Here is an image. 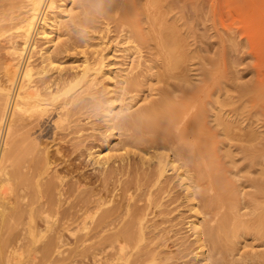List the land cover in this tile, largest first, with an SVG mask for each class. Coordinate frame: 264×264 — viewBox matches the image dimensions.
I'll return each instance as SVG.
<instances>
[{
    "label": "rangeland",
    "instance_id": "1",
    "mask_svg": "<svg viewBox=\"0 0 264 264\" xmlns=\"http://www.w3.org/2000/svg\"><path fill=\"white\" fill-rule=\"evenodd\" d=\"M105 1L54 0L56 13L68 11L63 13L62 22L54 29L57 39L51 49L55 63L63 67L61 74L65 80L53 84L58 73L52 68L41 74L39 52L45 44L41 37L36 41L30 62L35 66L33 80L51 81V85L45 86L52 92L66 87L59 103L45 116L43 123L31 124L21 133L28 135L30 141L35 139L40 148L49 152H54L58 145L69 152L77 151V163H83L82 172L86 178L75 173L72 175L75 179H72L65 164L60 170L65 172L67 181L78 178L86 181L82 184L92 194L101 189L95 177L103 174L99 166L89 161L88 153L99 150L107 153L109 150H106L111 149L116 157L123 156L125 160L114 165L123 166L125 172L121 173L122 176L113 175V181L115 178L116 181L110 188L114 191L107 193L110 196L106 198V208L118 203L126 210L127 200L115 194L121 193L124 187L130 190L132 187L133 190L128 192L132 196L130 206L141 208L139 210L148 215L151 247L156 249L159 246V257L163 260L159 264H202L195 256L199 248L191 223L200 216L201 221L209 222L215 215V212L209 213L210 209L199 200L208 189V178L194 190L200 194L197 201L190 199L185 186L182 187L178 172L170 171L161 186H153L155 160L150 156L163 153L172 158L173 151L168 148L158 151L143 147L126 148L127 133L121 126L123 121L144 111L159 108L164 101L179 105L188 103L183 104V114L187 112L188 117L176 131L177 144L185 154L183 162L187 158L189 165L195 163L191 156L195 152L197 129L192 123L197 119L211 147L214 169L208 167L206 170H211L212 179L218 175L233 195V200L218 211L219 216L230 213L231 226L237 227L238 231L230 237V248L224 259L220 255L215 258L219 262L222 260L219 264H264V235L253 226L264 209V0H115L110 10L104 8ZM27 10V0H0L1 77L7 69L5 64L11 59L7 56V46L18 40L17 30L13 28ZM107 10L110 12H105ZM99 59L103 61L101 70H98L101 66ZM13 62L18 63L17 60ZM22 63L21 60L18 65ZM87 64L93 68L89 76L83 80L81 77L73 79L82 74ZM65 101L69 105L64 109L60 105ZM111 116L114 119L111 120ZM71 126L74 128L70 129ZM71 139L76 142L72 143ZM109 141L112 146L108 147ZM141 158L147 163L142 164ZM181 162L182 158L176 164L179 166ZM187 170L194 180V171ZM206 192L205 196L210 198ZM75 199L74 196L71 201ZM194 204L201 207L199 212L202 215L193 209ZM85 231L89 230L76 235ZM62 233L64 239L67 238L66 243L59 248L51 246L52 252L43 249L42 264H106L107 252L113 251L102 252L103 246L99 245L79 248L75 236L67 231ZM93 253L95 255L91 256Z\"/></svg>",
    "mask_w": 264,
    "mask_h": 264
},
{
    "label": "bare ground",
    "instance_id": "2",
    "mask_svg": "<svg viewBox=\"0 0 264 264\" xmlns=\"http://www.w3.org/2000/svg\"><path fill=\"white\" fill-rule=\"evenodd\" d=\"M27 2L28 10L26 14L13 28L17 30L16 39L18 40L10 42V45L7 46L9 54L7 56H10L11 59L9 58V62L5 64L7 66L5 75L3 77L0 76V264H42L41 253L43 249L52 252L51 246L59 248L66 243L65 239L67 238L64 239L65 234L63 235L62 231H67L69 235L75 236V243L79 245V248H87L88 246L91 248L99 245L103 246L102 249H100L101 247L98 248L102 250V252L107 251V249L113 250L112 253H109V251L107 252L108 254L106 253V260L104 258L106 264L162 263L163 260L159 257V246L156 247V249L151 247L153 241L150 240L148 235L150 233L148 230L150 231L151 229V225H147L148 215L140 211L139 209L141 208L138 209V207H133V204V208L130 206L132 196L131 193L129 194L128 192L133 190L132 187L131 190L125 189L124 187L121 193L115 194L116 197L120 196V198H122V196H124V199L127 200L126 210L118 203L112 208H106L108 204L106 198L110 196L107 195V193L112 194L114 191L110 188L116 181V178L113 181V175H121V173L125 172L123 166L114 165L117 161L123 162L125 160L123 156L116 157L111 153V149H107L106 151L109 150L107 153L105 150L95 152L88 151L90 152L88 153L89 161L91 160L93 164L99 166L103 174V176L95 177L97 184L100 182L98 185H101V189H98L99 192L92 194L87 191V189H85L87 187L82 184L86 182L83 180L86 177L85 173L82 172L83 163L81 164L79 161V164L77 163L79 157L75 154L77 151L72 149L74 151L69 152L58 147V145L54 152H49V150L46 151L44 148H40V145L34 141L35 139L30 141L29 139L31 138H29L28 135H23L24 133H21L27 126L34 123L40 125V123L44 121L43 119L45 116L51 112L52 108L56 107L57 103H59L61 93L66 87L64 86V88L52 92L45 86L46 84L48 85V83L50 84L51 81L33 80L35 76V66L30 62V58L31 53L35 49L36 41L41 37L45 41L43 48L39 52L42 61V63L40 62L42 65H39V67L41 66V74L49 72V68H52L58 73V76L53 80V84L56 85V83L61 80H65L61 74L63 67L55 63L51 56V49L54 47L57 39L54 35V29L62 22L63 13L68 11L63 10V12L56 13L54 11V0H27ZM115 3V0H107L103 5L106 6L104 7L106 9L113 6ZM15 21H17V19ZM4 27L7 28V26ZM3 50L4 48L1 51ZM172 52L174 53V51ZM16 60L18 63L21 60L23 61L21 66L13 62ZM99 60L101 61V66L98 70H101V68H104L102 65L103 58ZM92 70L93 68L90 64H87L82 74L80 73L81 75L77 74L72 78L76 79L81 77L83 80V78L85 79L89 76ZM87 86L89 85L87 84ZM182 103L184 104L185 102ZM67 104L68 103L65 101L60 106L65 109ZM183 104L179 105L175 104L173 101L167 100L157 109L144 111L133 119L123 121L121 126L127 133L125 147H143L147 150L152 148L156 151L168 148L173 151L174 156L172 158L163 153H155L153 157L150 156V158L155 160L153 167V186L159 184L161 186L163 180L168 179L167 174L170 171L178 172L182 187L185 186L184 188L188 192L190 199L196 200L200 194L194 191L195 188L200 186V182L203 181V179L208 178L209 186L208 189H206L207 192H205L209 193L210 198L205 196V192H203L204 194H201V199H198L200 201L202 200V204L210 209L209 213L215 212V215L209 222L201 221L202 217L200 216V219L191 223V230L199 248L198 253L195 254L196 258L200 260L202 264H219L222 260L219 262L215 256L220 255L221 259H224V255L230 248L228 241L230 237H234L238 231L237 227L231 226L232 216L230 217V213H224L219 216L220 212L218 211L220 207L223 209L225 208V203L233 200V195H231L227 186L218 175H214L213 180L211 170H206L208 167L214 169L211 147L210 143L205 139L203 130L200 129V122L197 119H193L192 123L197 129V133L194 136L195 152H193L194 154L191 156L194 158L195 163L193 162L192 166L189 165L187 158H184L186 160L183 162L185 154H183L184 152H182L181 146L177 144L178 138L176 137L178 136L176 135V131L179 130L181 123L188 117L187 112L183 114V106L188 103ZM112 119H114V116H111V120ZM71 128L74 127L71 126L70 129ZM76 131L78 130L76 129ZM60 137L61 136H59L58 139H60ZM63 140L62 142H65ZM75 142L72 140V143ZM56 144L58 143L56 142ZM111 144L112 142L109 141L107 144L108 147ZM64 145L66 147V144ZM53 146L55 145L53 144ZM78 149L80 150V148ZM146 156H148V154ZM181 158L182 162L178 166L176 163L180 162ZM141 163L146 164V159L141 158ZM62 164H65L67 168H69L68 174H71V176L77 173L81 174L84 178H78L75 181H67L65 179L66 175L63 174L65 172L60 170ZM151 165H153V162ZM182 168L186 170L181 172L180 170ZM187 168L194 171V180H191ZM72 179L75 178L72 176ZM115 188L117 189L118 186ZM127 193L129 195H127ZM74 196L77 200L75 199V201L72 202L71 198L73 197L74 200ZM114 201L117 202L116 199ZM200 208L201 207L197 204L193 205V209L196 213L202 215V212H199L201 211ZM242 226L248 228L246 223ZM253 226L259 230L261 235H264V209L257 216ZM154 229H156V226ZM84 230L89 231H85L86 233L81 235H76V233L83 232ZM46 232L51 233L50 235L47 234L50 237H46ZM157 235H159V233ZM45 238L47 240H45ZM44 244L45 248H42ZM102 252H100L101 255H103ZM100 253L98 252L97 254ZM58 254L60 253L57 252V255ZM49 255L51 256V254ZM94 255L95 253L91 256ZM105 255L103 257H105ZM44 258L43 256V259ZM63 258L65 257L63 256ZM56 260H59V258ZM100 261L104 263V261ZM50 262H52V260ZM224 263L225 262H223V264ZM96 264L99 263L97 262Z\"/></svg>",
    "mask_w": 264,
    "mask_h": 264
}]
</instances>
